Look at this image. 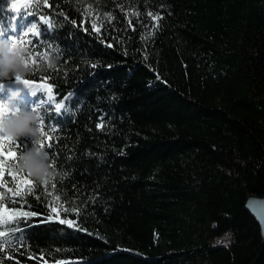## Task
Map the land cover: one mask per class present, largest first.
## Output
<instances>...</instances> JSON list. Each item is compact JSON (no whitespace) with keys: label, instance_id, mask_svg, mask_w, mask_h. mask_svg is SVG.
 Segmentation results:
<instances>
[{"label":"trees","instance_id":"1","mask_svg":"<svg viewBox=\"0 0 264 264\" xmlns=\"http://www.w3.org/2000/svg\"><path fill=\"white\" fill-rule=\"evenodd\" d=\"M14 1L0 0V28L18 38L38 17L10 11ZM37 3L56 22L75 21L50 41L63 52L56 69L70 111L61 124L46 122L57 131L44 130L61 137L52 163L71 170L65 199L83 212L67 218L84 231L39 222L45 198L27 197L38 215L20 225L26 243L5 264H37L48 252V264H249L260 233L244 201L264 195V0H90L101 17H115L100 34L83 31L91 23L73 0L28 5ZM149 12L163 17L158 29ZM28 63L27 78L51 81L41 63L35 73ZM15 143L13 165L31 146Z\"/></svg>","mask_w":264,"mask_h":264},{"label":"snow or ice","instance_id":"2","mask_svg":"<svg viewBox=\"0 0 264 264\" xmlns=\"http://www.w3.org/2000/svg\"><path fill=\"white\" fill-rule=\"evenodd\" d=\"M97 5L104 3V0H95ZM9 10L14 13L23 12L28 17H38L35 19V22H32L30 27L27 26V31L23 32V36L14 37V42L20 44L23 47L30 49L28 52L26 66H29L28 61L31 60L34 73L36 70L37 62L43 63V56H33L32 52H38L40 48H51V50L62 51L61 48L56 45L52 46L50 41L55 40L56 36L54 33L58 28H63L67 23L75 24L74 20H68V17L65 16V21L56 22L52 17V13H41L40 4L33 5H21L17 3H12L8 6ZM44 8L50 7L49 0H44ZM22 8H29V11H22ZM79 11H82L85 17V22L91 23L90 29H83L86 33L95 31L97 34L101 33V29L104 24L111 23L115 17L113 15H106L101 17L98 14V9H94L92 5L82 7ZM96 13L95 18L93 14ZM59 15L63 16L64 13L61 12ZM140 13L138 11L131 12V16L138 17ZM149 15L152 16V13L149 12ZM152 19L157 21L153 26L154 28H159V20L163 19L160 16H152ZM129 26L132 25L131 18L128 21ZM79 27V26H77ZM135 31V28H133ZM75 32L70 33V35L75 36ZM107 47H112V44L109 43ZM63 55V52H62ZM97 65H93L96 67ZM62 72V69H53L49 70L46 73V77L50 76L51 81L48 78L37 80L35 74L31 78H26L20 80L17 77V81L23 86L32 89L35 93L41 92L47 94V99L42 100L41 103L37 104L33 108L41 118V135L44 139L41 141V147L45 148L49 154L52 161H57L58 157L57 144L54 142L61 139L59 136H52L49 132L57 131L51 124H47V121H52L53 124H61V117L69 113L70 109L68 107V101L71 100L72 93H69L68 96H64L63 93L59 90V76ZM55 73V75H53ZM63 75H67V72H63ZM54 85L56 89L54 91ZM54 108V113L50 114L51 110ZM0 114H7V110H3ZM74 115V114H73ZM47 127L49 132H46L44 128ZM98 128H103L104 124L101 122L97 125ZM45 140L48 141L45 144ZM19 148L14 141L10 140L7 137L0 136V188H3L4 191H0V264H5V260H13V253L18 251L17 243L23 245L26 243V238L23 235V229L20 227L21 224H28V222L38 215L36 211L32 210L31 203L28 202L27 197L34 196L36 200H41L45 198L46 207L48 209L47 215L43 216V219L39 222H59L62 225H67L68 228H74L76 232L84 231L81 228L80 224L76 220L68 219V214H73L77 217L83 212V208L75 203L74 200H66L65 197L69 195L67 190L64 189V182L59 183H46L44 184L43 190H40V186L35 184L31 179L27 178L23 174H18L12 171L14 165L9 161L10 154H13L14 147ZM91 155V154H89ZM74 157L68 156L66 159L70 162ZM53 166L56 167V164L53 163ZM7 171L8 176L12 177L11 180H5L3 178L4 172ZM68 173V178L71 176V170L66 171ZM11 194V195H9ZM79 195V193H77ZM83 203V201H82ZM18 205V207H17ZM249 208L253 214L261 221V232L264 235V201L252 200L249 202ZM27 208V210H25ZM55 215H52V214ZM61 213L65 214V218H61ZM31 226V225H29ZM215 227V226H214ZM20 233L21 235H17ZM92 235V233H88ZM218 243H220L218 241ZM227 246V245H225ZM56 251H61L57 249ZM45 255L52 256L51 252L42 253L41 256L37 259V264H48V261L45 259ZM30 259L35 257H29ZM16 264H20L19 261H16ZM54 264H69L67 261L55 260Z\"/></svg>","mask_w":264,"mask_h":264},{"label":"clouds","instance_id":"3","mask_svg":"<svg viewBox=\"0 0 264 264\" xmlns=\"http://www.w3.org/2000/svg\"><path fill=\"white\" fill-rule=\"evenodd\" d=\"M90 0H73L74 7L79 11L89 5ZM11 27V25H9ZM5 29L0 28V86L17 77L26 79L31 74V68L26 66L28 50L14 42V37L5 36ZM62 59V51L51 50L43 56L41 70H53ZM19 83V82H18ZM21 84V83H19ZM22 85V84H21ZM30 95H35L32 89ZM0 113L7 110V114H0V136L12 141L27 138L30 147L17 153L14 171L26 174L38 184L62 183L68 178V173L53 166L49 152L41 147V118L31 106L21 107L23 92L20 88L0 87ZM231 233H226L223 241L230 240Z\"/></svg>","mask_w":264,"mask_h":264},{"label":"water","instance_id":"4","mask_svg":"<svg viewBox=\"0 0 264 264\" xmlns=\"http://www.w3.org/2000/svg\"><path fill=\"white\" fill-rule=\"evenodd\" d=\"M30 0H15L13 3L28 5ZM252 200L256 201H264V195L263 196H247L244 201V209L250 216V218L254 221L256 226L258 227L259 233H260V244L257 250V253L254 257V259L249 264H264V235H262L261 232V221L258 220V218L253 214V212L249 208V202Z\"/></svg>","mask_w":264,"mask_h":264},{"label":"rangeland","instance_id":"5","mask_svg":"<svg viewBox=\"0 0 264 264\" xmlns=\"http://www.w3.org/2000/svg\"><path fill=\"white\" fill-rule=\"evenodd\" d=\"M17 87H18V86H17ZM21 87H22V86H21ZM18 88H19V87H18ZM22 92H23V94L25 93L24 91H22ZM39 93H40V92H39ZM43 94H45L43 100H44V99L46 100V99H47V94H46V93H43ZM26 95H27V96H26ZM26 95L22 97L23 104H24L25 106L29 105V104H30V101H31V100H30V97H29L30 94H29V90H28V89L26 90Z\"/></svg>","mask_w":264,"mask_h":264},{"label":"bare ground","instance_id":"6","mask_svg":"<svg viewBox=\"0 0 264 264\" xmlns=\"http://www.w3.org/2000/svg\"><path fill=\"white\" fill-rule=\"evenodd\" d=\"M21 86H22V85H21ZM7 87H8V86H7ZM7 87H6V88H7ZM9 87H13V85H10Z\"/></svg>","mask_w":264,"mask_h":264}]
</instances>
